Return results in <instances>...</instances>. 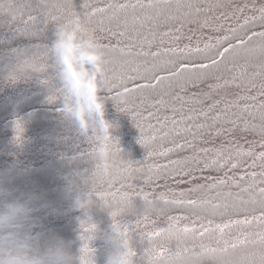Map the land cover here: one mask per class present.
<instances>
[{
    "label": "trees",
    "instance_id": "1",
    "mask_svg": "<svg viewBox=\"0 0 264 264\" xmlns=\"http://www.w3.org/2000/svg\"><path fill=\"white\" fill-rule=\"evenodd\" d=\"M72 13L104 48L119 139L80 210L65 177L88 188L92 144L59 113L48 50ZM14 160L10 186L59 209L37 213L41 242L84 241V264L91 218L105 262L110 209L135 264H264V0H0V168Z\"/></svg>",
    "mask_w": 264,
    "mask_h": 264
},
{
    "label": "clouds",
    "instance_id": "2",
    "mask_svg": "<svg viewBox=\"0 0 264 264\" xmlns=\"http://www.w3.org/2000/svg\"><path fill=\"white\" fill-rule=\"evenodd\" d=\"M51 68L57 86L53 93L59 100V113L80 135L92 144L91 158L95 161L94 174L88 188L77 184L71 176L65 177V195L72 201L71 209H87L95 195V173L106 176L110 160L119 142L114 135L118 124L107 116L108 76L104 48L85 18L72 13L55 22L53 39L48 46ZM19 144V143H17ZM19 161L14 160L6 168H0V264H84V248H79L78 257L71 251V242L62 237L50 236L41 242L42 218L59 213L42 192H17L11 187ZM110 209V208H109ZM111 223L104 235L109 245L104 264H135V250L131 245L129 228L122 224L120 216L109 212ZM88 217L91 218L89 215ZM87 217V218H88ZM95 227L85 233L88 239V257L96 264V249L91 242L100 229Z\"/></svg>",
    "mask_w": 264,
    "mask_h": 264
},
{
    "label": "snow or ice",
    "instance_id": "3",
    "mask_svg": "<svg viewBox=\"0 0 264 264\" xmlns=\"http://www.w3.org/2000/svg\"><path fill=\"white\" fill-rule=\"evenodd\" d=\"M261 191L264 192V189H262Z\"/></svg>",
    "mask_w": 264,
    "mask_h": 264
}]
</instances>
